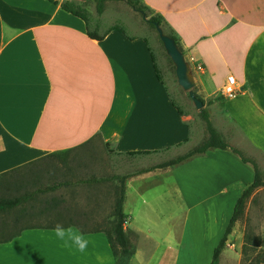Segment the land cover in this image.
<instances>
[{
  "label": "crops",
  "instance_id": "obj_1",
  "mask_svg": "<svg viewBox=\"0 0 264 264\" xmlns=\"http://www.w3.org/2000/svg\"><path fill=\"white\" fill-rule=\"evenodd\" d=\"M141 1L180 39L196 92L227 125L219 131L234 146L228 125L234 126L233 137L252 156L234 147L259 165L264 0ZM100 23L91 29L88 18L66 11L61 2L0 0V173L69 149L66 160L84 159L83 166L72 164L70 173L82 168L92 176L86 170L95 167L91 153L97 147L118 166L191 141L192 128L160 79L146 38L117 23ZM230 76L238 93L227 97L222 88ZM134 151L148 153L130 154ZM255 177L252 162L231 148H216L128 178L125 228L135 246L128 264H170L172 251L173 264H210L238 198ZM171 199L189 209L177 232L176 219L158 210ZM65 221L64 227L74 226L89 241L83 253L57 239L54 226H34L10 240L0 238V264L116 263L104 230Z\"/></svg>",
  "mask_w": 264,
  "mask_h": 264
},
{
  "label": "rangeland",
  "instance_id": "obj_2",
  "mask_svg": "<svg viewBox=\"0 0 264 264\" xmlns=\"http://www.w3.org/2000/svg\"><path fill=\"white\" fill-rule=\"evenodd\" d=\"M58 1L61 3L67 1L71 7L83 12L90 22V28L93 30L98 29L96 25L98 23L100 25V20H103L101 26L117 23L124 26L126 31L131 34L144 36L154 52L156 63L172 98L181 108L185 119L192 128L191 141L186 145L166 153L146 157L139 156L137 159H133L131 163H126V165L117 166L116 159L109 157L102 147H97L96 152L91 153L94 155L95 167H91L90 171L86 170L88 173L96 176H110L132 171L145 165L156 164L186 152L208 136L206 123L200 115V109L196 107L188 91L178 83L176 66L168 55L156 27L147 20L154 14L151 9H147V14L144 16L125 0H115L109 2L106 6L105 15L101 16L96 11L94 0ZM161 26L166 33L171 32L166 25ZM204 107L210 110L215 127L221 132H225L227 125L221 120L218 111L210 104H206ZM229 128L230 141L233 145L239 148L244 155L251 157L248 146L243 142L239 143L233 137L236 128L231 124L228 125ZM258 160L261 179L264 181V155L258 156ZM83 163L84 159L81 156L75 160L49 157L2 178L0 180V196L12 197L32 193L33 197L18 207L0 213V238L10 236L30 226L49 227L55 226L56 223L65 225V220H74L76 224L85 230H110L118 182L110 180L91 184L78 183L79 179L88 178L90 175L83 173L82 168L78 170L76 175H72L70 173L71 165L83 166ZM59 181H70L72 185H63L58 190L46 193L37 192L40 187ZM164 202L158 210L163 213L164 217L170 216L176 219V222H172V227L174 226L177 232L179 226L182 227L185 214L189 209L177 206L173 199ZM149 214L153 213L149 212ZM84 215H89L91 218H84ZM85 219H93V221L87 223L84 222ZM247 234L251 238L247 257L251 260H246L247 258L243 253V245ZM258 240L260 245L255 249L254 244ZM258 250H264V185L254 189L247 199L244 214L233 226L219 264H254L253 260L257 256ZM184 256H181L182 262ZM175 258L172 251L168 257L169 263L173 264ZM187 258L190 257L187 256Z\"/></svg>",
  "mask_w": 264,
  "mask_h": 264
},
{
  "label": "trees",
  "instance_id": "obj_3",
  "mask_svg": "<svg viewBox=\"0 0 264 264\" xmlns=\"http://www.w3.org/2000/svg\"><path fill=\"white\" fill-rule=\"evenodd\" d=\"M50 1L55 2V3H59L58 0H50ZM94 1L96 3V11L99 15H101L105 10V5H106V2L108 0H94ZM125 1L130 6H132L135 10L140 11L142 14H147V9H149V8L141 0H125ZM61 5L66 11L72 12L73 14L78 15V16L82 17L83 19L87 20V17L83 12L71 7L67 1L62 2ZM147 20L150 23H152L153 26H155L156 22H158L160 25H163V18L159 14H153ZM168 34L171 35L176 40V43L178 44L179 48L185 54V51H184L183 46L181 44V41L177 37V35L175 33H173L172 31ZM90 35L94 36V34L91 32H90ZM152 53H153V56L155 59L154 52L152 51ZM156 68L158 70V74H159L160 79H163L157 63H156ZM195 93L200 99H202L204 101V99L199 96V94L196 92V90H195ZM173 102H174V105L180 111V113L183 114L181 108L177 105V103L175 102L174 99H173ZM204 104H206L205 101H204ZM200 115L206 123L208 136L202 142H200L199 144L195 145L194 147L188 149L186 152L179 154V155H176L174 157H171V158L164 160L162 162L156 163L149 168L142 169V170H139L137 172H130V173H125V174H113L110 176L92 175L88 178H82V179H79L77 181L78 183H85V184L100 183V182H105V181H110V180H116L118 182V188L116 190L117 196L115 199L114 209H113V220L111 223L112 227L110 230L102 229L105 231V233L108 236L110 245H111L113 253L115 255V259H116L115 264H128L129 260L131 259V257L135 253V246L132 244V242L130 240V236H129L126 228H125V223L127 221V214L124 212V202H125V197H126V181H127V179L130 178L131 176H134V175L139 174V173L144 172V171H150V170H154L156 168H166V167L179 165V164L189 160L190 158H192L196 155L205 153L206 151H208L210 149H216V148L228 149V148H231L236 153H239L245 162H252V164L254 165V168H255L256 177H255L254 182L251 183L248 187H246L244 189V191L242 192L241 196L238 198V200L235 204V207H234L232 217H231L229 224L226 228V231H225L224 235L221 237L218 245L214 249V252L212 255V260H211L210 264H219L220 263V257H221L223 250L226 247L228 236L232 233L233 226L235 225V223L243 216L247 199L250 197V195L252 194L254 189H256L259 186L264 185V181L261 179V171H260L258 163L254 159H249V158H246L245 156H243L241 151H239L236 147L232 146L225 139V137L222 135V133L214 126L213 121H212L211 116H210L209 109H207L206 107L201 108L200 109ZM68 152H69V149L68 150H62V151H56V152L48 155V157L55 156V157H59V158L63 159L67 155ZM139 153H148V152H142V151L130 152V154H139ZM46 158H42V159H46ZM39 160H41V159H39ZM39 160L32 161V162L27 163L23 166L16 167V168H13L9 171L0 173V180L2 178L6 177L7 175H9L13 172H17L21 168H24V167H26L30 164H33L34 162H37ZM68 183H70V182L59 181V182H56L53 184L45 185V186L37 189V192L46 193V192H50V191H55L56 189L60 188L61 186L65 185V184H68ZM32 197H33L32 193H25L24 195L12 196V197L0 196V213L11 210L15 207H18V206L28 202ZM30 227H34V226H30ZM30 227H26V228H30ZM51 227H53V226H51ZM26 228H24V229H26ZM22 230L13 233L10 236L5 237V240H10V239L14 238L15 236L19 235L22 232ZM82 231L85 232V230H83V229H82ZM250 241H251V238L247 234L245 236V241H244V245H243V253H244V256L247 258L246 260H251L249 257H247L248 247L251 244ZM259 245L260 244H259V240H258L254 244V248L256 249ZM253 261H254V264L264 263V250H258L257 256L254 258Z\"/></svg>",
  "mask_w": 264,
  "mask_h": 264
},
{
  "label": "water",
  "instance_id": "obj_4",
  "mask_svg": "<svg viewBox=\"0 0 264 264\" xmlns=\"http://www.w3.org/2000/svg\"><path fill=\"white\" fill-rule=\"evenodd\" d=\"M145 16V14H143ZM155 27L159 33V36L164 44V47L176 66V75L178 83L188 91L190 97L194 101L196 107L201 109L204 107V101L200 99L195 93V79L191 71L190 64L188 63L185 54L179 48L176 40L166 33L163 27L156 22Z\"/></svg>",
  "mask_w": 264,
  "mask_h": 264
},
{
  "label": "clouds",
  "instance_id": "obj_5",
  "mask_svg": "<svg viewBox=\"0 0 264 264\" xmlns=\"http://www.w3.org/2000/svg\"><path fill=\"white\" fill-rule=\"evenodd\" d=\"M57 239L64 241L66 247L74 246L77 251L83 253L89 241L85 238L84 234L74 226L64 227L61 223H56L52 229Z\"/></svg>",
  "mask_w": 264,
  "mask_h": 264
},
{
  "label": "built area",
  "instance_id": "obj_6",
  "mask_svg": "<svg viewBox=\"0 0 264 264\" xmlns=\"http://www.w3.org/2000/svg\"><path fill=\"white\" fill-rule=\"evenodd\" d=\"M238 93L237 82L234 76L228 78V82L222 88V94L227 97L235 96Z\"/></svg>",
  "mask_w": 264,
  "mask_h": 264
}]
</instances>
